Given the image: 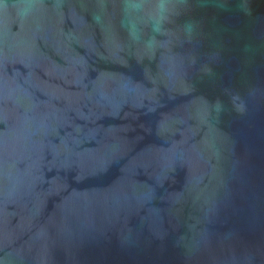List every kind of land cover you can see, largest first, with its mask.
<instances>
[{"label": "water", "instance_id": "obj_1", "mask_svg": "<svg viewBox=\"0 0 264 264\" xmlns=\"http://www.w3.org/2000/svg\"><path fill=\"white\" fill-rule=\"evenodd\" d=\"M0 264H264V0H0Z\"/></svg>", "mask_w": 264, "mask_h": 264}]
</instances>
